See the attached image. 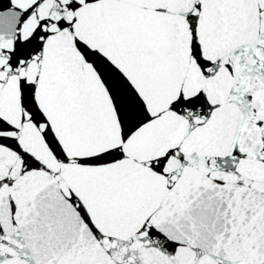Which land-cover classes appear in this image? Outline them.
I'll return each mask as SVG.
<instances>
[{
	"label": "snow or ice",
	"instance_id": "obj_1",
	"mask_svg": "<svg viewBox=\"0 0 264 264\" xmlns=\"http://www.w3.org/2000/svg\"><path fill=\"white\" fill-rule=\"evenodd\" d=\"M0 264H264V0H0Z\"/></svg>",
	"mask_w": 264,
	"mask_h": 264
}]
</instances>
